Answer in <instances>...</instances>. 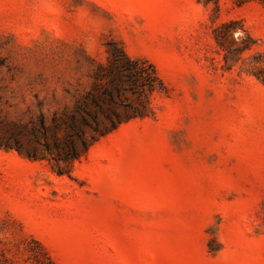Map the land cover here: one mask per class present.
I'll return each mask as SVG.
<instances>
[{"label":"rangeland","instance_id":"obj_1","mask_svg":"<svg viewBox=\"0 0 264 264\" xmlns=\"http://www.w3.org/2000/svg\"><path fill=\"white\" fill-rule=\"evenodd\" d=\"M120 49L165 89L63 174L0 147V264H264L258 1L0 0V138L40 115L62 136Z\"/></svg>","mask_w":264,"mask_h":264},{"label":"trees","instance_id":"obj_2","mask_svg":"<svg viewBox=\"0 0 264 264\" xmlns=\"http://www.w3.org/2000/svg\"><path fill=\"white\" fill-rule=\"evenodd\" d=\"M236 1L244 3L251 0ZM253 1L264 5V0ZM93 63L96 67L90 75L93 79L92 90L79 95L73 106L63 112L62 136L53 130L50 132V127L46 126L40 115L38 121L10 123L9 127H4L7 137L0 138V147L14 149L31 160L38 159L37 153L42 151L54 162L57 173L63 174L65 171L61 162L67 164L79 159L90 145L120 124L147 116L151 111L148 94L165 89L151 63L142 58H130L121 49L109 53L105 65ZM101 81H105V84L102 85ZM123 93L132 95L133 103L122 101L119 97ZM59 125L54 126L59 128ZM22 137H26V144Z\"/></svg>","mask_w":264,"mask_h":264}]
</instances>
